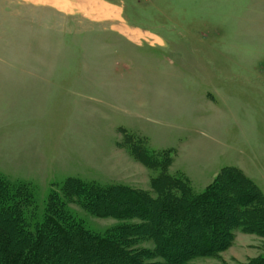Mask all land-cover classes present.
<instances>
[{"label":"rangeland","instance_id":"obj_1","mask_svg":"<svg viewBox=\"0 0 264 264\" xmlns=\"http://www.w3.org/2000/svg\"><path fill=\"white\" fill-rule=\"evenodd\" d=\"M89 1L108 16L80 0L68 13L0 0V176L29 183L39 210L67 178L150 190L159 171L133 158V135L170 152L168 173L186 175L195 193L232 166L264 197V0ZM153 75L168 90L162 103ZM68 209L99 234L136 222ZM256 256L264 238L235 231L228 249L187 264Z\"/></svg>","mask_w":264,"mask_h":264},{"label":"trees","instance_id":"obj_2","mask_svg":"<svg viewBox=\"0 0 264 264\" xmlns=\"http://www.w3.org/2000/svg\"><path fill=\"white\" fill-rule=\"evenodd\" d=\"M126 139L136 161L159 171L150 190L67 178L39 210L29 183L0 176V264H187L228 249L235 231L264 238V197L240 169L223 167L195 193L183 173H168L170 152ZM71 203L98 218L136 222L99 234L70 213ZM146 242L154 249L140 247ZM234 264H264V256Z\"/></svg>","mask_w":264,"mask_h":264},{"label":"crops","instance_id":"obj_3","mask_svg":"<svg viewBox=\"0 0 264 264\" xmlns=\"http://www.w3.org/2000/svg\"><path fill=\"white\" fill-rule=\"evenodd\" d=\"M36 2L35 3H38V4H41V5H49V6H52V7H54V8H56L57 10H61L62 12H65V13H68L67 11H64V10H62V9H58V7H56L55 5H53V4H50L49 2H47V1H45L46 3H43V2H40V1H38V0H35ZM69 1V0H68ZM68 1L66 0V2L68 3ZM80 1H84V0H80ZM102 1H104V0H102ZM118 7H122L121 5H118ZM69 8H71L70 6L68 7V9ZM79 9V8H78ZM77 9V10H78ZM73 10V9H72ZM18 76L19 77H22V78H27V77H32V76H34V77H39V78H41L42 77V75L40 74V73H37V72H26V71H24V72H20V73H18ZM155 77H157V78H155ZM160 77H162L163 78V75L162 76H159V75H153V77H151L150 79L148 78V81H149V83H150V86H152V90H153V97H154V100L155 101H158V102H160L161 101V103L162 102H164V100L166 99V94H167V91H166V89H165V84L163 83V81H162V79L160 78ZM163 83V84H162ZM153 100V101H154ZM153 112H156L157 113V115H159L160 117H163V113L164 112H162L160 109H156V110H153ZM140 163V162H139ZM237 168V167H236ZM239 169V168H238ZM242 171V170H241ZM245 175V174H244ZM186 176V175H185ZM246 176V175H245ZM247 177V176H246ZM250 179V178H249ZM251 180V179H250ZM190 181V180H189ZM149 183H150V181H149ZM126 186V185H125ZM206 188V187H205ZM204 188V189H205ZM135 189H137V188H135ZM203 189V190H204ZM140 190H143V189H140ZM202 190V191H203ZM201 191V192H202Z\"/></svg>","mask_w":264,"mask_h":264},{"label":"bare ground","instance_id":"obj_4","mask_svg":"<svg viewBox=\"0 0 264 264\" xmlns=\"http://www.w3.org/2000/svg\"><path fill=\"white\" fill-rule=\"evenodd\" d=\"M45 1L49 2L50 4L55 5L56 7H58V9H62L64 11H68L69 3H67L66 0H45ZM82 4H83L82 6L84 8H87L88 10H90V12L99 11L98 12V17L99 16H102V17L108 16V14H107L108 11L106 12L105 9H100V6H98V4L96 5V3H94V1L92 2V1H89V0H85V1L82 2ZM113 15H115V14H113Z\"/></svg>","mask_w":264,"mask_h":264}]
</instances>
